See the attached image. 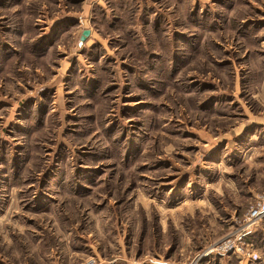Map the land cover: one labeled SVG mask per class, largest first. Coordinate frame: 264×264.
Here are the masks:
<instances>
[{"label":"rangeland","instance_id":"obj_1","mask_svg":"<svg viewBox=\"0 0 264 264\" xmlns=\"http://www.w3.org/2000/svg\"><path fill=\"white\" fill-rule=\"evenodd\" d=\"M262 196L264 0H0V264H264Z\"/></svg>","mask_w":264,"mask_h":264},{"label":"built area","instance_id":"obj_2","mask_svg":"<svg viewBox=\"0 0 264 264\" xmlns=\"http://www.w3.org/2000/svg\"><path fill=\"white\" fill-rule=\"evenodd\" d=\"M264 217V197H260L259 200L256 201L255 206L253 208L249 209L248 215H247V222L248 226H253L257 221H259L261 218ZM230 247V244L228 242L223 243L220 245V248L227 250ZM237 252H240L237 250ZM242 253V252H241ZM248 260L255 261L257 259V256L254 253L246 252L244 255Z\"/></svg>","mask_w":264,"mask_h":264},{"label":"water","instance_id":"obj_3","mask_svg":"<svg viewBox=\"0 0 264 264\" xmlns=\"http://www.w3.org/2000/svg\"><path fill=\"white\" fill-rule=\"evenodd\" d=\"M89 31L88 30H84L83 32H82V35H81V37H80V42H84L85 40H86V38L87 37H89Z\"/></svg>","mask_w":264,"mask_h":264}]
</instances>
